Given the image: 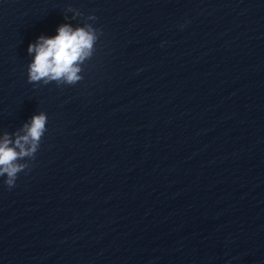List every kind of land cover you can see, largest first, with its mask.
<instances>
[{
    "label": "clouds",
    "instance_id": "obj_1",
    "mask_svg": "<svg viewBox=\"0 0 264 264\" xmlns=\"http://www.w3.org/2000/svg\"><path fill=\"white\" fill-rule=\"evenodd\" d=\"M68 11L74 12L73 19L81 15L71 7ZM86 19L95 21L97 18L90 15ZM100 34L101 31L89 23L75 28L64 23L58 26L56 35L39 36L27 48L33 57L27 69L28 82L75 85L83 79L81 66L92 57ZM46 123V113L40 112L24 124L22 134L17 132L10 135L5 132L0 138V177H6L4 183L9 189L15 187L19 173L30 169L29 163L21 161L35 158L46 131Z\"/></svg>",
    "mask_w": 264,
    "mask_h": 264
}]
</instances>
